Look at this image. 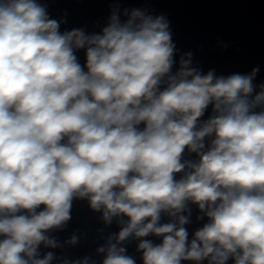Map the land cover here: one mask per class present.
<instances>
[{
	"label": "clouds",
	"instance_id": "obj_1",
	"mask_svg": "<svg viewBox=\"0 0 264 264\" xmlns=\"http://www.w3.org/2000/svg\"><path fill=\"white\" fill-rule=\"evenodd\" d=\"M54 2L0 0V264H264L260 66L204 70L149 0L91 30Z\"/></svg>",
	"mask_w": 264,
	"mask_h": 264
}]
</instances>
